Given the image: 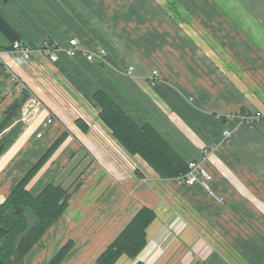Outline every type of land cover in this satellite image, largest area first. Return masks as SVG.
<instances>
[{"label": "crops", "instance_id": "0c3cea01", "mask_svg": "<svg viewBox=\"0 0 264 264\" xmlns=\"http://www.w3.org/2000/svg\"><path fill=\"white\" fill-rule=\"evenodd\" d=\"M0 14L27 44L107 50L104 63L61 52L22 66L0 31V118L29 96L6 129L19 128L0 155V203L54 145L27 188L53 181L70 193L32 249L5 264H50L70 240L58 264H98L143 206L156 213L147 244L116 264H264V118H242L264 113V0H0ZM98 90L211 179L162 178L101 118Z\"/></svg>", "mask_w": 264, "mask_h": 264}, {"label": "trees", "instance_id": "16d2710c", "mask_svg": "<svg viewBox=\"0 0 264 264\" xmlns=\"http://www.w3.org/2000/svg\"><path fill=\"white\" fill-rule=\"evenodd\" d=\"M0 31L12 42L20 40L18 33L1 14ZM28 97L23 90L0 118V155L19 130L17 125L6 131L18 117ZM93 97L100 108L101 118L129 152L139 154L162 178H178L188 172L189 162L153 126L136 123L104 90H98ZM79 122L82 123L81 120ZM54 147L41 157L0 203V264H5L11 258H23L66 209L70 193L62 185L52 181L35 195L27 188L28 181ZM28 211L32 212L31 220ZM155 218L156 213L152 208L141 207L99 255L98 264H116L123 255L135 259L147 244V229ZM73 244L72 240L68 241L50 264H58ZM135 264L145 263L137 261Z\"/></svg>", "mask_w": 264, "mask_h": 264}, {"label": "built area", "instance_id": "2783aa9c", "mask_svg": "<svg viewBox=\"0 0 264 264\" xmlns=\"http://www.w3.org/2000/svg\"><path fill=\"white\" fill-rule=\"evenodd\" d=\"M11 54L15 62L19 65L26 66L29 65L32 60L36 57L45 56L53 60H57L60 57L61 52H66L68 55H75L77 53H84L88 60H100L104 62L107 57V50L105 48L100 49L99 51H87L80 47L79 41L76 38L70 40L69 46L66 48L58 47L52 43H42L40 45H30L21 40H16L11 43L10 48ZM0 69H3L2 64L0 63ZM129 73H132V68H130ZM159 76V71L154 70L152 72V79L156 80ZM36 105L39 106L40 102H36ZM26 118V117H24ZM242 118L247 122H254L264 118V113L261 111H256L252 113L243 114ZM53 122V118L49 117L46 121L47 124ZM41 133L38 134L40 136ZM224 139L229 138L232 135L231 130H224ZM219 146H216L214 149L217 150ZM210 173L203 168L200 163L189 162V170L183 175L179 176L177 179L180 182L185 184H195L202 181V179L210 180ZM220 201H223V198H219Z\"/></svg>", "mask_w": 264, "mask_h": 264}, {"label": "rangeland", "instance_id": "374dc122", "mask_svg": "<svg viewBox=\"0 0 264 264\" xmlns=\"http://www.w3.org/2000/svg\"><path fill=\"white\" fill-rule=\"evenodd\" d=\"M97 60H98V59H97ZM106 60H107V57L105 58L104 62H106ZM92 61H93V60H92ZM98 61H100V60H98ZM100 62H101V61H100ZM104 62H102V63H104ZM27 214H28V217H29L30 220H31V218H32V212H31V211H28Z\"/></svg>", "mask_w": 264, "mask_h": 264}]
</instances>
